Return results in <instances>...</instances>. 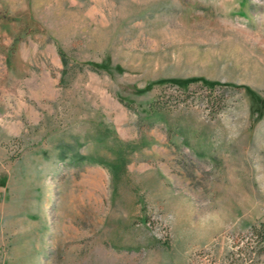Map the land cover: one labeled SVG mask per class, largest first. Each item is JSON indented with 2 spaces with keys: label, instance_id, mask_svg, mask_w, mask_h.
I'll list each match as a JSON object with an SVG mask.
<instances>
[{
  "label": "rangeland",
  "instance_id": "obj_1",
  "mask_svg": "<svg viewBox=\"0 0 264 264\" xmlns=\"http://www.w3.org/2000/svg\"><path fill=\"white\" fill-rule=\"evenodd\" d=\"M260 222L264 0H0V264H262Z\"/></svg>",
  "mask_w": 264,
  "mask_h": 264
},
{
  "label": "trees",
  "instance_id": "obj_2",
  "mask_svg": "<svg viewBox=\"0 0 264 264\" xmlns=\"http://www.w3.org/2000/svg\"><path fill=\"white\" fill-rule=\"evenodd\" d=\"M57 54L58 56L61 58L62 63H63V68L61 70V78L66 74L65 70V60H64V56L62 54V52L57 49ZM89 69L93 70V68L91 66L88 67ZM193 82H196L194 79L191 80ZM183 90V89H182ZM185 90V89H184ZM208 91H211L212 88L208 87L207 88ZM119 101L126 106L127 108H130V105L125 102L122 99H119ZM211 103L213 105V100L211 98H206L205 99V104L206 103ZM150 112V116H148V118H151L152 120H157L159 118V114L158 112H156L153 108L149 111ZM108 133L103 131V133H99L97 135L98 139H104V137H107ZM117 147L115 149L112 150L113 152V160L112 161H105L102 158H98V157H92V158H88V161L97 163L98 165H101L102 167H106L113 175V180H117L121 174L124 173V169H125V165L127 163V158H125V153L126 151H133L136 147L134 146H130L129 144H125V143H117ZM250 231H252V235L254 237V239L256 238L255 242H256V254L261 257V263L264 264V223H259L255 226H252L250 228Z\"/></svg>",
  "mask_w": 264,
  "mask_h": 264
}]
</instances>
